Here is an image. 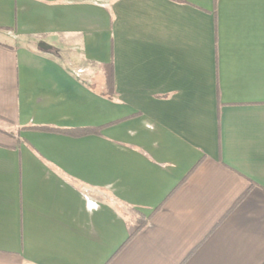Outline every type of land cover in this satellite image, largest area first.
Returning a JSON list of instances; mask_svg holds the SVG:
<instances>
[{"label":"crops","instance_id":"0c3cea01","mask_svg":"<svg viewBox=\"0 0 264 264\" xmlns=\"http://www.w3.org/2000/svg\"><path fill=\"white\" fill-rule=\"evenodd\" d=\"M0 264H264V0H0Z\"/></svg>","mask_w":264,"mask_h":264},{"label":"trees","instance_id":"16d2710c","mask_svg":"<svg viewBox=\"0 0 264 264\" xmlns=\"http://www.w3.org/2000/svg\"><path fill=\"white\" fill-rule=\"evenodd\" d=\"M106 74H107V88H106L107 92L106 93L109 95L113 89L112 74H111V71L109 69L106 71ZM131 219L134 222V227L130 232L129 239L132 238L138 232H140L146 226V224L148 222V218L145 215H143V214H141L135 210L132 211Z\"/></svg>","mask_w":264,"mask_h":264},{"label":"rangeland","instance_id":"374dc122","mask_svg":"<svg viewBox=\"0 0 264 264\" xmlns=\"http://www.w3.org/2000/svg\"><path fill=\"white\" fill-rule=\"evenodd\" d=\"M125 213L132 216V211L131 210H127V211H125Z\"/></svg>","mask_w":264,"mask_h":264},{"label":"water","instance_id":"95a60500","mask_svg":"<svg viewBox=\"0 0 264 264\" xmlns=\"http://www.w3.org/2000/svg\"><path fill=\"white\" fill-rule=\"evenodd\" d=\"M42 47H43L44 49H49V48H50V47L47 46V45H42Z\"/></svg>","mask_w":264,"mask_h":264}]
</instances>
